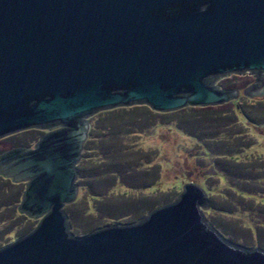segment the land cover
Listing matches in <instances>:
<instances>
[{"label":"water","instance_id":"95a60500","mask_svg":"<svg viewBox=\"0 0 264 264\" xmlns=\"http://www.w3.org/2000/svg\"><path fill=\"white\" fill-rule=\"evenodd\" d=\"M253 73L264 98V0H0V138L46 130L0 154V176L25 183L19 214L38 219L0 248V264H264V250L223 237L186 183L138 222L71 232L65 205L89 118L117 107L156 112L235 100L215 80Z\"/></svg>","mask_w":264,"mask_h":264},{"label":"rangeland","instance_id":"374dc122","mask_svg":"<svg viewBox=\"0 0 264 264\" xmlns=\"http://www.w3.org/2000/svg\"><path fill=\"white\" fill-rule=\"evenodd\" d=\"M215 82L221 89H238V98L164 113L146 105L117 107L89 118L90 126L96 128L94 142L110 148L102 153L94 149L87 160L83 150L77 165V183L83 188L79 187L78 200L65 205L71 232L85 235L109 224L138 222L150 210L141 216L121 212L117 218L102 216L108 208L114 212V206L123 212L144 203L155 209L175 200L184 185L192 182L207 185L212 205L203 210L225 239L264 250V98L243 94L253 83L249 71L227 74ZM236 104L242 107L240 116L235 115ZM128 121L132 123L126 126ZM117 130V136L113 135ZM45 132L32 128L2 137L0 154L17 141ZM79 172L83 177L79 178ZM95 189L102 194L93 198L89 195ZM10 195L14 196L12 190L0 188V201ZM19 204L0 209V235L11 226L1 247L38 224V219L25 214L26 219L17 217Z\"/></svg>","mask_w":264,"mask_h":264},{"label":"trees","instance_id":"16d2710c","mask_svg":"<svg viewBox=\"0 0 264 264\" xmlns=\"http://www.w3.org/2000/svg\"><path fill=\"white\" fill-rule=\"evenodd\" d=\"M242 107H241V105H239V104H236V107H235V115H237V116H240L241 114H242ZM134 116V115H133ZM202 116V115H201ZM136 117V116H135ZM205 117H208V115H206ZM124 118V116H122V117H120L119 119H123ZM116 119H118V118H116ZM133 120V119H132ZM129 122L130 123H132V121H128V123H126L125 125L126 126H128L129 125ZM223 124L222 125H224L225 124V122H222ZM113 124V123H112ZM117 125V124H116ZM226 125V124H225ZM95 127L94 126H92L91 128H90V130H89V139L86 141V143H85V145H84V151H85V155H84V158H83V160H87V159H91V157H92V151L94 150V149H100L101 151V153H102V151H106V149H108V148H110L107 144H105L104 142H94V138H96V135L94 134L95 133ZM120 130H117V131H115V133L113 134V135H115V136H117V134H118V132H119ZM112 133V132H111ZM95 135V136H94ZM110 135H112V134H110ZM39 137L40 136H29V137H27V138H25V139H23V140H20V141H17V142H15V144H13V147H30V146H33L34 144H35V142L39 139ZM114 137V136H113ZM114 140V138H112L111 140H109V141H113ZM97 144V145H96ZM245 171V170H244ZM159 172V171H158ZM159 174H160V172H159ZM80 177H83V174L82 173H80L79 172V178ZM157 180V178L155 179V181ZM151 183H153V182H151ZM85 184V183H84ZM79 185V187L82 189L83 188V186L81 185V183L80 184H78ZM136 186V185H135ZM145 187H147V186H149V184H146V185H144ZM206 186V188H207V185H205ZM130 188H134V187H131V185L129 186ZM237 187V189L239 190V191H242V189H240V186L239 185H237L236 186ZM0 188L1 189H10V190H12L13 192H14V199H13V197L10 195V198L9 197H4L3 199H2V201H0V209L1 208H3V207H6V208H10V209H12L11 208V203H13V204H19L20 203V201H21V199H22V194H23V191H24V189H25V183L23 182H21V183H15V182H13L12 180H10V179H7V178H4V177H2V176H0ZM252 188V187H251ZM246 192V191H245ZM246 193H250V191H248V192H246ZM102 193H99V192H97V190L95 189V190H92L91 192H90V195L89 196H94V197H97V196H99V195H101ZM12 197V198H11ZM93 197V198H94ZM79 199V198H78ZM77 199V200H78ZM153 207H149L147 204H142L141 206H140V208H138L137 206H135V207H132V208H130V212H123V211H118V209H120L119 207H117V206H114L113 208H111V209H113L114 210V212L113 211H111L110 210V208H108L107 209V211H106V213H105V215L104 216H102L103 218H106V217H111V218H117V217H119L118 216V214H120V212L121 213H123V214H126V215H130V216H133V215H135V214H138V216H141V215H143L145 212H147V211H149V210H151ZM135 213V214H134ZM18 218H21V220H23V219H26L25 217V215L24 214H20V215H18L17 216ZM27 221V220H26ZM211 222L213 223V224H215V222H214V220L213 219H211ZM7 229L6 230H4L2 233H1V235H0V241H2L3 240V237H4V235L6 234V233H8L10 230H11V226H8V227H6ZM26 230H24V232L25 233H27V232H30V230H32L33 228H25ZM24 233V234H25ZM3 245V243H0V248H1V246Z\"/></svg>","mask_w":264,"mask_h":264}]
</instances>
